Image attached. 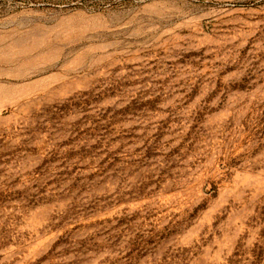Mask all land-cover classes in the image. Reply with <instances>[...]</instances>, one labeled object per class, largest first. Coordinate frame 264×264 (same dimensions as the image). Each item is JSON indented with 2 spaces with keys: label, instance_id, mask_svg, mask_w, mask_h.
Masks as SVG:
<instances>
[{
  "label": "rangeland",
  "instance_id": "obj_1",
  "mask_svg": "<svg viewBox=\"0 0 264 264\" xmlns=\"http://www.w3.org/2000/svg\"><path fill=\"white\" fill-rule=\"evenodd\" d=\"M0 264H264V0H0Z\"/></svg>",
  "mask_w": 264,
  "mask_h": 264
}]
</instances>
